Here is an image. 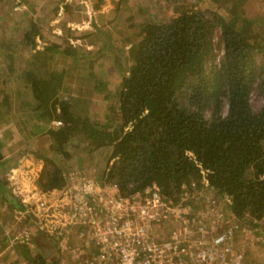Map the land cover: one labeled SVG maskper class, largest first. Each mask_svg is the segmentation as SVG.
<instances>
[{"label":"trees","instance_id":"trees-1","mask_svg":"<svg viewBox=\"0 0 264 264\" xmlns=\"http://www.w3.org/2000/svg\"><path fill=\"white\" fill-rule=\"evenodd\" d=\"M118 2L120 11L125 4ZM179 9V15L170 19L143 18L135 23L131 19L123 30L116 53H129L130 70L124 73L122 89L109 104L104 121L74 112L72 98L64 99L61 93L67 90L63 73L47 75L24 66L21 76L35 100L31 110L38 112L39 122L44 123L41 131L49 133L54 149L65 158L73 156L69 146H76L78 135L84 136L91 152L104 149L107 161L97 169L96 181L117 185L123 196L157 184L178 203L183 185L199 179L202 169H207L210 184L232 197L237 218L249 215L253 223L264 216V43L251 38L237 18L210 8ZM38 31L31 26L23 32L21 41L30 51L36 49ZM217 48L222 51L219 56ZM44 49L32 57L59 53L78 59L93 54H79L73 45ZM0 52L4 53L0 66L6 63L14 72L12 55L1 48ZM92 87L101 91L106 85L96 80ZM254 93L263 100L259 108L251 102ZM56 119L62 124L45 123ZM41 159L40 188L66 186L70 177L58 160L47 154ZM5 162L1 160L0 166ZM7 184L0 176V186ZM6 194L11 209L26 207L12 192ZM43 235L35 238L42 250L36 257L31 246H18L32 264L50 259L43 252L49 247Z\"/></svg>","mask_w":264,"mask_h":264},{"label":"rangeland","instance_id":"rangeland-1","mask_svg":"<svg viewBox=\"0 0 264 264\" xmlns=\"http://www.w3.org/2000/svg\"><path fill=\"white\" fill-rule=\"evenodd\" d=\"M7 1L6 4L0 1V20L3 19L0 21V48L12 55L15 71L11 72L6 63L0 66V129L3 128L0 130L3 139L0 148L4 154L2 160L6 161L0 166V176L8 182L4 188L0 186V224L5 225L12 234L16 233L18 218L15 214L19 210L11 209L7 201L6 193H13L14 190L9 180L13 168L19 173L17 179L26 189H30L37 183L43 170L44 160L41 157L45 154L56 158L62 165L64 175L67 179L70 177L66 186L82 185L85 178L91 180L93 178L96 181L99 177L97 169L107 161L105 150L91 152L83 135L77 136L76 146H69V149L73 150L71 159L65 158L63 152L59 153L54 149L49 133L40 129L44 124L43 120L40 123L38 112L31 110L35 100L31 90L26 88L21 68L26 66L47 75L53 72L63 73V84L67 90L63 89L61 93L64 99L72 98L74 112L80 116L88 115L92 120L104 121L109 113V104L114 103L122 89L124 73L130 70L131 61L127 56L129 53L124 56L118 55L116 52L120 46L116 45L123 42V30L128 27L131 19L132 23L143 18L170 19L179 15L178 10H181L179 8L198 10L210 8L226 17L237 18L240 26H247L251 38L264 43V0H124L125 5L120 11L117 10L119 0ZM31 26L37 27L39 31L35 36L36 49L33 50L29 46L32 49L30 51L28 46L22 43L21 38L23 32ZM101 29L104 30L103 33ZM51 45L64 47L73 45L79 54L89 51L93 54L78 59L64 58L58 56L59 53H48L47 57H44L45 55L32 57ZM37 50L39 52H36ZM216 50L217 55H221L222 51L218 48ZM3 55L4 53L1 55L0 52L1 59H4ZM96 80L104 82L105 89L92 90V84ZM107 95L110 98L107 99ZM251 102L256 108L263 105V100L259 99L256 93L252 94ZM6 117L8 119H5ZM45 123L48 127L54 125L53 121ZM202 183L203 179L200 176L199 179L184 184L181 199L188 201V206L194 213L204 212L208 218L210 217L208 211H211L212 207L207 201L205 203L199 198L203 192L205 196L210 194L204 190ZM2 189L4 191H1ZM217 193L216 206L222 208L226 214L236 215L225 200L228 194H220L218 191ZM248 219H251L249 215L242 219L237 218L249 232L247 235L240 234L241 238L247 240V258L250 264H264V246L257 243L258 234L253 226L260 219L253 220V223ZM20 233L25 238L24 233L22 231ZM42 238L45 242V237ZM74 239L76 240V237ZM6 241L4 234L0 232V245L5 246ZM48 242L50 241L45 243Z\"/></svg>","mask_w":264,"mask_h":264},{"label":"built area","instance_id":"built-area-1","mask_svg":"<svg viewBox=\"0 0 264 264\" xmlns=\"http://www.w3.org/2000/svg\"><path fill=\"white\" fill-rule=\"evenodd\" d=\"M208 172L202 169L201 176L210 195L203 192L199 199L211 205L210 220L204 212L194 213L183 198L169 200L157 184L128 197L115 184L89 178L82 185L44 191L37 183L26 189L13 168L12 191L26 207L16 211V233L0 224L7 240L0 245V264H32L17 249L29 245L36 257L42 251L40 234L50 241L43 250L52 251L46 264H250L247 240L240 237L248 229L216 206L218 193ZM253 226L257 243L264 246V216Z\"/></svg>","mask_w":264,"mask_h":264},{"label":"water","instance_id":"water-1","mask_svg":"<svg viewBox=\"0 0 264 264\" xmlns=\"http://www.w3.org/2000/svg\"><path fill=\"white\" fill-rule=\"evenodd\" d=\"M3 158H4V154L2 153L1 148H0V161H1ZM51 252H52V251H50V250H48V251L46 250V251H45V254L48 255V254H50Z\"/></svg>","mask_w":264,"mask_h":264},{"label":"crops","instance_id":"crops-1","mask_svg":"<svg viewBox=\"0 0 264 264\" xmlns=\"http://www.w3.org/2000/svg\"><path fill=\"white\" fill-rule=\"evenodd\" d=\"M1 2L3 1L4 3L3 4H6V3H8V1L7 0H0ZM1 22L3 21V19H1L0 20ZM4 35H5V33H4ZM3 129V128H2ZM2 129H0V130H2ZM21 131V130H20ZM3 141V139H1V136H0V142H2Z\"/></svg>","mask_w":264,"mask_h":264},{"label":"clouds","instance_id":"clouds-1","mask_svg":"<svg viewBox=\"0 0 264 264\" xmlns=\"http://www.w3.org/2000/svg\"><path fill=\"white\" fill-rule=\"evenodd\" d=\"M11 173V172H10ZM10 180V179H9ZM14 194V193H13ZM15 195V194H14Z\"/></svg>","mask_w":264,"mask_h":264}]
</instances>
